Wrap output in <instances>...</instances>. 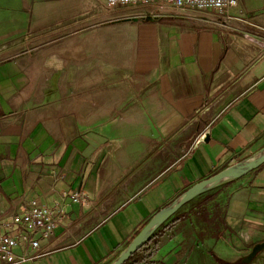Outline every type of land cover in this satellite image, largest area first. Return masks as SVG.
<instances>
[{
  "label": "crops",
  "instance_id": "crops-1",
  "mask_svg": "<svg viewBox=\"0 0 264 264\" xmlns=\"http://www.w3.org/2000/svg\"><path fill=\"white\" fill-rule=\"evenodd\" d=\"M231 15L0 0V210L22 195L64 202L58 233L70 228L25 264H111L184 191L264 147V0ZM183 213L150 264L246 260L264 243V164Z\"/></svg>",
  "mask_w": 264,
  "mask_h": 264
},
{
  "label": "built area",
  "instance_id": "built-area-1",
  "mask_svg": "<svg viewBox=\"0 0 264 264\" xmlns=\"http://www.w3.org/2000/svg\"><path fill=\"white\" fill-rule=\"evenodd\" d=\"M111 9L122 10L125 18L143 19L148 16L172 15L184 9L215 12L231 18V11L239 0H105ZM75 201L82 199L74 193ZM66 216V204H50L45 198L22 195L12 200L9 207L0 210V264L34 262L70 243L66 228L59 226Z\"/></svg>",
  "mask_w": 264,
  "mask_h": 264
},
{
  "label": "water",
  "instance_id": "water-1",
  "mask_svg": "<svg viewBox=\"0 0 264 264\" xmlns=\"http://www.w3.org/2000/svg\"><path fill=\"white\" fill-rule=\"evenodd\" d=\"M210 140V129L198 138L196 147L202 142ZM264 164V147L252 157L230 166L184 191L171 205L156 214L147 225L133 239L129 246L111 263L124 264L136 251L143 247L151 237L165 224H167L188 203L203 192L216 188L226 182L241 178L255 171ZM264 251V243L258 244L247 256L246 261H252L260 252Z\"/></svg>",
  "mask_w": 264,
  "mask_h": 264
},
{
  "label": "trees",
  "instance_id": "trees-1",
  "mask_svg": "<svg viewBox=\"0 0 264 264\" xmlns=\"http://www.w3.org/2000/svg\"><path fill=\"white\" fill-rule=\"evenodd\" d=\"M198 199H199L198 203H194V205H192V211H196L198 217L205 218L206 215L204 214V211L207 207L206 205L210 201H212L214 197L208 193L200 196ZM193 201H191L188 204H192ZM183 209L180 212H178L167 224L162 226L151 237V239L143 247H141L138 251H136L124 264H150L152 262V258L154 257L157 251V247H158V243L156 240L157 236L162 235L163 232L176 226L182 219L190 217V214L183 213ZM208 221L213 224L215 222V219L214 218L208 219ZM250 263L251 262L242 261L238 264H250ZM220 264H228V263L221 262Z\"/></svg>",
  "mask_w": 264,
  "mask_h": 264
},
{
  "label": "rangeland",
  "instance_id": "rangeland-1",
  "mask_svg": "<svg viewBox=\"0 0 264 264\" xmlns=\"http://www.w3.org/2000/svg\"><path fill=\"white\" fill-rule=\"evenodd\" d=\"M264 252V251H263ZM262 252H260L259 254H261ZM247 258V257H246ZM243 261V259L242 258H239L238 259V261L236 262V263H240V262H242ZM244 261H246V260H244ZM247 262H251V261H247Z\"/></svg>",
  "mask_w": 264,
  "mask_h": 264
}]
</instances>
